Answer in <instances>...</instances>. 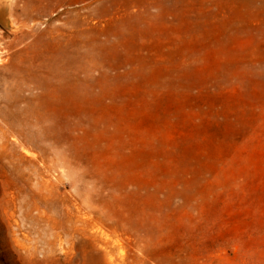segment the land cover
Instances as JSON below:
<instances>
[{
	"label": "rangeland",
	"instance_id": "1",
	"mask_svg": "<svg viewBox=\"0 0 264 264\" xmlns=\"http://www.w3.org/2000/svg\"><path fill=\"white\" fill-rule=\"evenodd\" d=\"M0 264H264V0H0Z\"/></svg>",
	"mask_w": 264,
	"mask_h": 264
}]
</instances>
